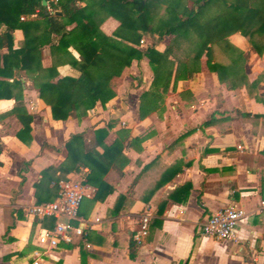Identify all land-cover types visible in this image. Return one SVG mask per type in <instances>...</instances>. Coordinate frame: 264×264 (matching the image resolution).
<instances>
[{"label": "crops", "instance_id": "0c3cea01", "mask_svg": "<svg viewBox=\"0 0 264 264\" xmlns=\"http://www.w3.org/2000/svg\"><path fill=\"white\" fill-rule=\"evenodd\" d=\"M117 26V20L107 17L99 28L111 35ZM11 36L12 47L18 48L22 32L15 29ZM227 40L241 51L242 81L230 88L201 56L198 71L175 82L171 76L157 106L145 108L142 118L140 94L152 80L146 58L123 68L114 96L103 106L95 103L80 119H52L23 70L0 74V92H8V84L12 94L0 98V264H79L80 256L85 264H264V51L253 52L240 35ZM165 45L158 42L155 49L161 52ZM66 51L78 59L71 46ZM5 52L0 48V55ZM68 60L66 54H52L48 45L41 48V67L56 64L57 77L77 76ZM216 60L229 63L220 53ZM23 113L30 117L27 143L16 137L22 128L17 116ZM102 127L103 145L118 143L100 176L112 190L93 200L89 185L92 192L77 212L85 225L82 237L59 241L42 253L36 235L44 223L28 213L38 204L36 192L43 195L35 187L40 172L64 160L63 145L71 135L80 134L92 146L94 130ZM94 151L103 149L94 146ZM170 170L176 173L164 176ZM88 173L83 166L66 177L82 179ZM184 184L190 187L179 202L180 195L173 192ZM229 204L245 213L237 223V238L203 237L201 223ZM144 214L149 215L147 234L135 241ZM130 240L135 244L132 259Z\"/></svg>", "mask_w": 264, "mask_h": 264}, {"label": "trees", "instance_id": "16d2710c", "mask_svg": "<svg viewBox=\"0 0 264 264\" xmlns=\"http://www.w3.org/2000/svg\"><path fill=\"white\" fill-rule=\"evenodd\" d=\"M42 1L48 7L46 15ZM55 10L60 14H53ZM107 17L118 22L111 35L99 28ZM15 29L23 35L18 48L12 47L11 35ZM232 33L242 36L258 55L264 51V0H0V48L6 49L0 55V74L12 68L23 70L38 97L49 106L52 119H80L95 103L103 106L114 96L123 68L133 60L146 58L152 80L150 89L140 94L138 114L142 118L145 108L157 106L171 76L175 82L198 71L201 56L205 57L206 67L218 80L227 81L230 88L242 81L241 51L227 40ZM144 38L153 41L140 48L139 41ZM162 41L166 45L159 52L155 44ZM44 45L49 46L52 54L69 56L68 63L78 72L77 76L57 77L53 63L41 67ZM69 46L77 52L78 59L67 53ZM218 53L226 56L229 63L217 61ZM9 86L6 84L8 92H0V98L12 95ZM17 117L22 128L16 137L27 143L30 117L25 113ZM105 134V127L95 129L92 146H87L80 134L68 138L63 145L64 160L57 167L49 166L40 172L41 179L35 187L43 195L39 197L36 192L38 204L53 200L57 181L83 166L89 173L81 182L94 188L93 200H102L111 192V186L100 176L106 170L103 163L118 143L103 145L101 140ZM94 146H101L103 152L96 154ZM175 173L170 170L164 176L169 178ZM189 187L184 184L174 190L175 195H180L179 202L186 199ZM41 220L45 228H53V218ZM134 248L130 240L128 256L131 259ZM79 264H85L81 256Z\"/></svg>", "mask_w": 264, "mask_h": 264}, {"label": "built area", "instance_id": "2783aa9c", "mask_svg": "<svg viewBox=\"0 0 264 264\" xmlns=\"http://www.w3.org/2000/svg\"><path fill=\"white\" fill-rule=\"evenodd\" d=\"M143 40H140L142 43ZM56 197L49 201L34 204L28 208V213L36 218H53L52 229L41 228L36 235L38 245L43 249L42 253L54 249L59 241L70 242L73 237L83 235L85 228L78 217L77 212L82 199L89 197L92 188L81 182V179L66 178L58 180ZM260 209L264 210V200L260 201ZM245 216L244 211L235 205H226L211 213L200 225V233L203 237L214 240H234L237 238L236 227L238 221ZM149 215L144 214L138 223V228L133 236L135 241L147 234ZM35 257L40 252L34 251ZM36 264V261H33Z\"/></svg>", "mask_w": 264, "mask_h": 264}, {"label": "rangeland", "instance_id": "374dc122", "mask_svg": "<svg viewBox=\"0 0 264 264\" xmlns=\"http://www.w3.org/2000/svg\"><path fill=\"white\" fill-rule=\"evenodd\" d=\"M189 3V2H188ZM231 35H239L238 33H232ZM153 41V39L152 38H146V40L145 41H143L142 43H140V41H139V47H141L142 48V45H146L147 43H151Z\"/></svg>", "mask_w": 264, "mask_h": 264}, {"label": "water", "instance_id": "95a60500", "mask_svg": "<svg viewBox=\"0 0 264 264\" xmlns=\"http://www.w3.org/2000/svg\"><path fill=\"white\" fill-rule=\"evenodd\" d=\"M41 4L44 5L43 13H44L45 15L48 14L49 12L47 11V8H46V6H45V2L42 1ZM53 14L59 15V14H60V11L55 10V11L53 12Z\"/></svg>", "mask_w": 264, "mask_h": 264}]
</instances>
